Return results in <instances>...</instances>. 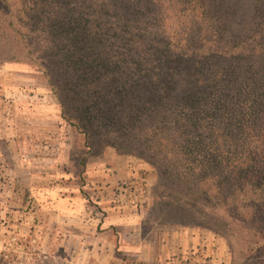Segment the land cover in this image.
I'll return each instance as SVG.
<instances>
[{"label": "rangeland", "instance_id": "1", "mask_svg": "<svg viewBox=\"0 0 264 264\" xmlns=\"http://www.w3.org/2000/svg\"><path fill=\"white\" fill-rule=\"evenodd\" d=\"M53 1L68 18L73 13L76 19L77 24L67 22V32L63 31L67 35L61 36L67 46V37L85 36L86 19L97 20L95 0ZM116 1L123 5L120 9L105 11L134 25L162 21V15L174 20L168 6L151 5V10L143 12L146 4L137 0ZM236 1L215 2L235 8L236 22L246 15L247 23L255 7L262 6L251 27L252 32L262 30L264 35V0ZM32 15L27 17L22 10L13 20L20 28L17 31L8 26L9 19L2 18L0 6V264L259 263L264 239L258 236L257 222L242 220L248 215L247 197L241 195L246 199L234 205L236 196L216 195L217 182L226 173L214 164L212 142L207 139L210 129L199 124L200 130L190 133L194 140L199 136L205 139L206 151L191 148V143L186 148L174 116L176 108L157 110L153 99L140 97L147 92L138 94V90L134 95L114 97L108 104L106 99L112 97L99 91L102 80L90 86L87 81L70 82L59 72L67 68L64 62L59 65L51 53L52 41L61 28L57 19L41 24ZM112 21L116 22L115 18ZM242 27H234L238 31L233 32L231 42L224 36L209 41L202 27L188 29L182 37L187 42L180 45L187 50L182 52L168 36L159 46H148L149 40L134 37L129 47L120 46L107 55L94 49L90 40L80 39L77 44H83L81 53L87 60L105 56L116 60L122 53L127 55L128 48L132 52V47L136 64L130 66L135 74L129 82H144L139 64L159 76L154 84L162 86L167 69L177 75L176 61L181 54H188L192 66L198 52L228 47L234 52L242 50ZM260 39L246 40L247 61L252 58L255 62L241 60L237 66V75L249 91L254 83L263 82L264 37ZM147 57L152 63L146 62ZM219 66L210 72L212 76L221 71ZM107 71L101 78L111 83L118 74ZM225 83L227 79L216 85L218 91L228 89ZM110 89L113 94L117 86ZM254 93L251 91L252 96ZM174 98L167 96L163 103L174 105ZM90 103L112 110L109 118L98 114L97 119H102L95 123L97 129H87L83 123L87 121L83 109ZM156 111L157 118L150 120Z\"/></svg>", "mask_w": 264, "mask_h": 264}, {"label": "trees", "instance_id": "2", "mask_svg": "<svg viewBox=\"0 0 264 264\" xmlns=\"http://www.w3.org/2000/svg\"><path fill=\"white\" fill-rule=\"evenodd\" d=\"M215 1L137 0L139 4H146L142 8L143 12L151 10V5L158 6L160 9L168 6L169 11L173 13L174 20H168L167 16L162 15L165 17L162 21H143L142 23H136L135 26L134 23L131 24L125 20L123 16V18H120L105 11L111 7V11L114 12L123 6L121 3L116 0H95L93 2L99 6V11L96 12L97 20L86 19L84 26L85 36L78 37L76 34L73 37H67L68 39L66 40L70 44L74 42V45L69 44V46L66 45V41L61 36H63L62 34L67 35L63 31L67 32V22H75V16L70 13V18H68V14L66 15L63 12L62 6L54 3L53 0H0V6L2 18L5 21L9 19L8 26L12 29H17V31L20 28L16 27L13 20L22 15V10L25 11L27 17L33 14L32 18H37L41 24L47 23L51 20L50 18L57 19L61 28L58 27L57 35L54 34L55 40L52 41L53 48L51 53L54 55L53 60L59 61V65L64 62L67 68L59 72H63V76L70 82L87 81L88 86H90L95 80H98V82L102 80L99 91L103 90V95L112 97L106 99L108 104L114 97L123 98L131 94L134 95L138 90V94H143V91L147 92L145 95H140V97L149 100L153 99L154 108H157V110L169 111L173 107L176 108L178 111L175 112L174 116L180 130L179 135L183 136V144L186 148L191 143V148L206 151L205 139L199 136V138L196 137L198 140H194L191 138L190 133L200 130V125H202V128L207 126L211 135L207 139L210 138L212 142L210 149L215 156L214 164L216 169L225 168L226 173L221 178V181L217 182L218 192L216 195L222 198L225 195L227 199L229 196H236L234 205H239L238 202L246 199L242 198L241 195L247 197L245 205H247L248 215L243 217L242 220L246 223L257 222L260 229L257 232L258 236L264 239V73L263 82L254 83V89L251 91L256 93L253 96L251 91L246 90L247 85H244L237 75V66L242 63L241 60H245V64L253 61L252 58H248L250 60L247 61L245 56L246 49L249 48L246 40L252 37H254V40L258 37L261 39L264 37L261 33L262 30H254L252 32L253 27H251L254 24L255 15L262 12V6L255 7L256 12L252 15L250 23H247L246 15L242 21L236 22L234 20L236 9L225 5L224 2L216 5ZM94 3H92V6H94ZM238 3L241 4L242 0H237L236 4ZM19 10L21 11L18 12ZM219 10H222V15H218ZM164 11H167V9H164ZM77 17L82 18L79 13ZM114 18L116 22L112 21ZM236 25L239 27L243 25L242 28L245 32L243 37H241L240 45L242 50L238 49L234 52L230 50L231 47H228L229 49L226 48L224 51L198 52L194 56L196 63L192 66V60L187 58L188 54H181L176 61L178 63L177 75H173L170 69H167V78L162 77V82H165V85L162 86L154 84L159 80V76H154V73L151 74L148 70H143L139 64L137 69L142 72L141 76L144 78V82L137 81L133 84L129 82L131 74H135L130 66L133 63L136 64L135 55H131L135 50L132 47H130L132 52L128 48L126 50L128 51L127 55L122 53L116 60H110L105 55H103L105 57L102 56V60H87V56L83 58L84 53H81L83 44L81 45L82 47L77 44L80 39L90 40V45L94 49L98 48L107 55L120 46L127 45L129 47L128 43H131L134 37L149 40L147 42L148 46L155 44L159 46L164 41V36H168L174 44L179 45V51L182 52L187 50L186 47H181L180 45L187 42L186 38L183 39L182 37H186L185 31L188 29L194 30L202 27L209 34V41L213 42V38L224 36L228 42H231L234 37L233 32L238 31V29L235 30L234 28ZM93 32L94 34L92 35L91 33ZM250 32H252V35L248 37L249 34L247 33ZM61 51L63 53L60 54ZM49 55H51L50 52ZM60 56L62 61L59 60ZM98 56L100 57V55ZM146 59L147 63H152V61L148 60V57ZM96 60H98V64H101V70L96 67ZM217 62H220V66ZM262 65L264 66V63ZM218 66L221 71L212 76L210 72H216L215 70L217 69L215 68ZM107 69L113 70L114 74L116 72L118 74L110 79L111 83H107L101 78ZM224 79H227L225 84L228 89L220 92L218 91L220 86L216 85L220 84ZM113 84L117 86V89L111 94L109 90H111L110 86ZM160 93L165 97H162ZM90 96L89 94L86 95V100ZM167 96L170 98L175 97L174 105H167L166 107L163 102L167 101ZM103 102L106 104L105 101ZM95 106V104L90 103L83 109V113L87 116V121H83V123L87 125V129L97 127L95 123L102 119H97L98 114L103 115V119H105L109 118L112 112L109 108L110 106L105 108H96ZM65 112L64 108V117L67 115ZM153 118H157V111L150 117V120H153ZM68 120L71 122V119ZM72 125H75V123H72ZM87 129L85 134L88 140L90 133ZM223 187L228 189L224 191ZM261 251L263 253L261 256L262 260L257 264H264V247H262Z\"/></svg>", "mask_w": 264, "mask_h": 264}]
</instances>
